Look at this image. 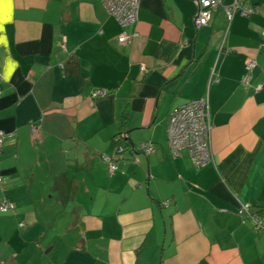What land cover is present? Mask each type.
I'll list each match as a JSON object with an SVG mask.
<instances>
[{
	"label": "crops",
	"instance_id": "obj_1",
	"mask_svg": "<svg viewBox=\"0 0 264 264\" xmlns=\"http://www.w3.org/2000/svg\"><path fill=\"white\" fill-rule=\"evenodd\" d=\"M240 1L255 12L196 28L194 0H141L121 28L101 0H0L3 264H264V229L239 213L264 220V0ZM204 96L214 162L196 169L166 127Z\"/></svg>",
	"mask_w": 264,
	"mask_h": 264
},
{
	"label": "built area",
	"instance_id": "obj_2",
	"mask_svg": "<svg viewBox=\"0 0 264 264\" xmlns=\"http://www.w3.org/2000/svg\"><path fill=\"white\" fill-rule=\"evenodd\" d=\"M141 0H101V4L107 14L113 17L118 25L122 28L125 25L132 24L137 20V14ZM197 10L194 15L193 23L196 28L205 27L209 24L213 14L221 7L229 21L232 20L235 13L248 17L254 13L253 9L246 7L240 0H233L229 5H222V0H194ZM136 37L134 33L130 36L126 31L121 29L117 36V43L125 45ZM261 47H264V37ZM228 52V50H227ZM257 66L255 59H247L245 61V73L240 80V84L247 87L251 79V73ZM213 78L214 74L212 73ZM216 81V78H214ZM261 85L254 88L259 91ZM105 92L95 93L96 97L104 96ZM38 127L31 125V132L35 136ZM167 147L171 157L176 158L181 155L182 151H186L196 169H200L214 162L211 150L210 138L212 132V124L209 115L207 96L196 100H191L175 107L168 116L167 121ZM123 138V134L114 137L116 143L118 139ZM6 135L0 131V148ZM117 147V155L122 154L123 148ZM144 155H150L154 151V146L150 142L143 143L139 148ZM103 160L108 162L109 172L112 174L117 170L116 163L110 158L103 155ZM2 179L0 178V184ZM165 206L167 203H163ZM250 205L243 204L239 213L251 220L256 230L264 229V220L257 215L249 212ZM12 203L3 200L0 202V212L13 210ZM21 225V224H20ZM0 264H3L0 261Z\"/></svg>",
	"mask_w": 264,
	"mask_h": 264
},
{
	"label": "trees",
	"instance_id": "obj_3",
	"mask_svg": "<svg viewBox=\"0 0 264 264\" xmlns=\"http://www.w3.org/2000/svg\"><path fill=\"white\" fill-rule=\"evenodd\" d=\"M197 7V6H196ZM249 8H251V9H253V11L255 12V9L253 8V7H249ZM197 10V9H196ZM206 27V26H205ZM255 69V68H254ZM253 69V70H254ZM244 73H245V70H244ZM244 73H243V75H244ZM252 74V73H251ZM243 75H242V77H243ZM241 77V78H242ZM241 80V79H240ZM119 135H122V133H118L117 135H115V136H119ZM127 139L126 138H120L119 137V139H118V141L115 143L116 144V146H121L122 148H123V152H125V151H127V150H129V147H128V143H127V141H126ZM142 144H140L139 145V148H140V146H141ZM138 148V149H139ZM140 153H142V151L139 149L138 150ZM123 152H122V154H123ZM122 154H120V155H122ZM143 154V153H142ZM120 155H118V156H120ZM117 171V170H116ZM113 174V173H112ZM3 200H6L7 202H9V203H12V202H10V201H8L7 199H5V198H3L1 201H3ZM0 201V202H1ZM13 204V203H12ZM14 205V204H13ZM6 212H10V213H12V214H14L15 213V205H14V209L13 210H9V211H6ZM6 212H2V213H6ZM22 223H21V225L19 224V228L20 227H22Z\"/></svg>",
	"mask_w": 264,
	"mask_h": 264
},
{
	"label": "rangeland",
	"instance_id": "obj_4",
	"mask_svg": "<svg viewBox=\"0 0 264 264\" xmlns=\"http://www.w3.org/2000/svg\"><path fill=\"white\" fill-rule=\"evenodd\" d=\"M34 258H36V257H34ZM39 260H37V261H39V264H43L46 260H47V258H46V260H44V259H42L40 256H39V258H38ZM38 263V262H37Z\"/></svg>",
	"mask_w": 264,
	"mask_h": 264
},
{
	"label": "water",
	"instance_id": "obj_5",
	"mask_svg": "<svg viewBox=\"0 0 264 264\" xmlns=\"http://www.w3.org/2000/svg\"><path fill=\"white\" fill-rule=\"evenodd\" d=\"M123 138H125V135H123Z\"/></svg>",
	"mask_w": 264,
	"mask_h": 264
}]
</instances>
